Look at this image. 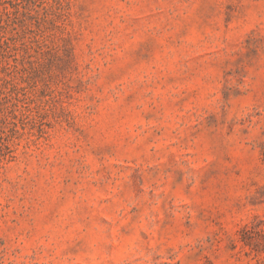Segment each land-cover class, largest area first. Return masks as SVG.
Wrapping results in <instances>:
<instances>
[{"label": "rangeland", "instance_id": "374dc122", "mask_svg": "<svg viewBox=\"0 0 264 264\" xmlns=\"http://www.w3.org/2000/svg\"><path fill=\"white\" fill-rule=\"evenodd\" d=\"M0 264H264V0H0Z\"/></svg>", "mask_w": 264, "mask_h": 264}]
</instances>
